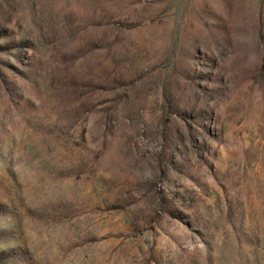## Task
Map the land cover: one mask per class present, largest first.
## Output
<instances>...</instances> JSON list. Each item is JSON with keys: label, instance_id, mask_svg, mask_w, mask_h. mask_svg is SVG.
Here are the masks:
<instances>
[{"label": "rangeland", "instance_id": "374dc122", "mask_svg": "<svg viewBox=\"0 0 264 264\" xmlns=\"http://www.w3.org/2000/svg\"><path fill=\"white\" fill-rule=\"evenodd\" d=\"M0 264H264V0H0Z\"/></svg>", "mask_w": 264, "mask_h": 264}]
</instances>
